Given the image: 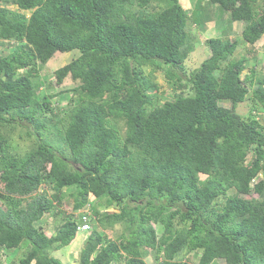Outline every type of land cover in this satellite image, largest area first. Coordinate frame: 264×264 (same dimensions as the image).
Instances as JSON below:
<instances>
[{"label": "trees", "instance_id": "16d2710c", "mask_svg": "<svg viewBox=\"0 0 264 264\" xmlns=\"http://www.w3.org/2000/svg\"><path fill=\"white\" fill-rule=\"evenodd\" d=\"M263 3L195 0L194 16L179 0H0V43H14L0 51V264H62L51 252L84 215L79 264H148L149 252L154 264H189L190 251L198 264H264V73L241 78L245 59H230L238 40L221 29L205 40L210 54L184 70L190 22L204 25L217 8L253 44ZM72 50L54 70L57 84H74L58 117L37 67ZM150 66L180 90L172 99L159 102ZM246 99L250 110L238 112ZM23 123L33 146L11 153ZM66 195L80 211L48 234L40 220L60 213Z\"/></svg>", "mask_w": 264, "mask_h": 264}, {"label": "rangeland", "instance_id": "374dc122", "mask_svg": "<svg viewBox=\"0 0 264 264\" xmlns=\"http://www.w3.org/2000/svg\"><path fill=\"white\" fill-rule=\"evenodd\" d=\"M181 5L186 9V13L189 15L190 13L193 14L195 11L196 7L195 5V0H179ZM262 7H264V3L262 4ZM193 9V10H192ZM199 12L197 10L193 14L194 16H198ZM221 16V17H220ZM220 16H217L215 20H218L216 23V28L217 31L221 29H230V35L228 36L230 39H237L238 44L242 45L241 48L237 49L233 55L232 58H239L243 56V59H247L244 64L246 66V69L242 71V77H245L248 75L247 70L250 68H253L255 70V73L253 74V80L254 76L256 74H259L264 71L263 68L258 69V64L261 62L264 64V35L258 39L255 43L254 48H252V45H247L241 40V25L240 24H235L236 27L232 29V23L230 20L226 19H221L224 18L222 14ZM207 27L199 28L194 26L193 23L190 22L189 29L191 30L192 34L196 35V38H192L193 42V47L191 51H189L188 56L184 60V70L185 72H189L190 70L194 69L196 66H198L203 59H205L208 54H210V49L206 45L205 40L209 37L208 35L213 34L212 30L207 28L210 26V24H206ZM212 37H215L214 35ZM14 49V43L12 42H6V43H0V51L3 53L4 51L8 50H13ZM79 54L78 50H72L69 53H63V52H55L51 59L47 61L46 64H39L37 67V74L39 79L43 82V85L41 89L45 90L47 94H53L52 98L50 99L51 101V107L54 108V111L58 114V117H64L66 108L69 105V95L74 96V94L71 92L73 83L70 78H65L64 82L62 84H57L55 77H54V70L58 68L59 66L67 63L70 61L72 58L76 57ZM234 61V60H233ZM153 70L152 74L154 76L155 81L158 84V89L157 93L160 96L159 102H163L164 99L166 98H173V95L175 93H178L180 90L171 84H169L166 80V77L164 75V72L161 69L157 68H152L146 67L145 70ZM186 92V89H183ZM154 92V91H153ZM162 97V98H161ZM221 105L230 107L231 103L229 102H221ZM251 101L246 99L245 101L239 103L236 106V110L240 113H246L250 110L251 108ZM63 119V118H61ZM263 125H264V115L262 116L261 119ZM119 126L121 127L120 131L121 134L123 135V129L124 125L120 121ZM33 128L27 123L23 125H16V128L12 131L10 135V140H9V148L7 149L11 153H18L22 151H27L33 146V141H34V136L35 134L32 133L30 135H27L26 133L28 131L32 132ZM247 158H250V154L247 156ZM260 176V174L258 175ZM0 190H3L1 188V183H0ZM51 190V189H50ZM70 189H63L61 192H65L66 194L69 192ZM25 192V191H24ZM245 196V195H244ZM250 196V195H249ZM246 195V197H249ZM251 196L256 197V194L252 193ZM69 196H65L63 198V202L60 204V213L55 215V212L53 213H45L42 219L40 220L41 225L44 227V229L47 231L48 234L54 233L57 229V226L61 223L63 215H70L73 214L74 217L77 216L80 210H75L72 209L70 205ZM71 199V198H70ZM115 207V206H114ZM113 209V208H111ZM110 209V210H111ZM116 210H118L116 208ZM9 219L8 217H6ZM10 220V219H9ZM155 229L158 234L161 233L162 228L158 224H154ZM123 229L122 224H116L114 226V229L112 232H109V236L111 238H115V235L120 234L121 230ZM90 231L87 232H77L75 237L73 238V243L72 241L66 245L59 247L51 252L52 256H56L62 264H79V253L81 249L85 246L86 239L88 237V234ZM78 236V238H77ZM27 247L26 241L22 242L21 245L18 248L19 254L21 255L24 249ZM17 249V248H16ZM22 249V250H21ZM1 251V250H0ZM7 253H0V256H2L4 259L6 258ZM183 259L186 260L189 264H198V259L196 257V254L194 251L190 252H183ZM153 252H149L148 256L145 257V260L147 261L148 264H154L153 263ZM208 264H225V261L223 259H217L212 263Z\"/></svg>", "mask_w": 264, "mask_h": 264}, {"label": "crops", "instance_id": "0c3cea01", "mask_svg": "<svg viewBox=\"0 0 264 264\" xmlns=\"http://www.w3.org/2000/svg\"><path fill=\"white\" fill-rule=\"evenodd\" d=\"M220 14H221V12L217 9V8H213V12H212V18H210V19H208L205 23H204V25H202V26H200L199 28H203V27H207V25L206 24H210V26L207 28V30L210 28L211 30H212V33L213 34H210V35H208L209 37L208 38H210V37H212L213 35L214 36H218L220 33L217 31V28H216V23H217V21L218 20H215V18L217 17V16H220ZM217 19V18H216ZM240 24L239 22H232V29H234L235 27H236V25L235 24ZM225 30H229L228 31V36L230 35V29H225ZM222 33V32H221ZM227 36V37H228ZM209 48V47H208ZM210 49V48H209ZM209 55V54H208ZM77 238H78V236H77ZM72 243H73V241H72ZM56 257V256H55Z\"/></svg>", "mask_w": 264, "mask_h": 264}, {"label": "clouds", "instance_id": "9594fccd", "mask_svg": "<svg viewBox=\"0 0 264 264\" xmlns=\"http://www.w3.org/2000/svg\"><path fill=\"white\" fill-rule=\"evenodd\" d=\"M240 23V22H239ZM240 25H241V23H240ZM241 29H242V25H241ZM240 36H241V33H240ZM262 37V36H261ZM260 37V38H261ZM259 38V39H260ZM256 43V42H255ZM255 43H253V44H247V45H252V48H254V47H256V46H254L255 45ZM241 46L242 45H237V47H236V49H235V51L239 48H241ZM235 51L233 52V54L230 56V59H235V58H232L233 57V55H234V53H235ZM242 57V56H241ZM241 57H239V58H241ZM239 58H236V59H239ZM246 61H248L247 59H245V61H244V63L246 62ZM245 65V64H244ZM259 67H261V68H263L264 69V64H262L261 62L258 64V69H259ZM244 69H246V66L242 69V71L244 70ZM250 69H253V68H250ZM254 70V69H253ZM249 72V69L247 70V73ZM262 73H264V71L262 72ZM247 76V75H246ZM245 76V77H246ZM241 78H244V77H242V72H241ZM253 181V180H252ZM254 182V181H253ZM76 230H77V228H76ZM88 231H90V229L88 230ZM77 232H87V231H77Z\"/></svg>", "mask_w": 264, "mask_h": 264}, {"label": "built area", "instance_id": "2783aa9c", "mask_svg": "<svg viewBox=\"0 0 264 264\" xmlns=\"http://www.w3.org/2000/svg\"><path fill=\"white\" fill-rule=\"evenodd\" d=\"M81 218L82 222L77 225V231H88L91 228L90 224L88 223V218L85 215Z\"/></svg>", "mask_w": 264, "mask_h": 264}]
</instances>
